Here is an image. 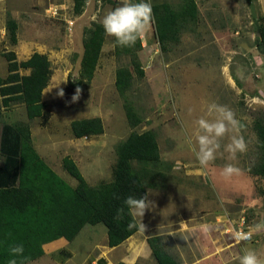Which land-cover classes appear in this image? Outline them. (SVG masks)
<instances>
[{
  "label": "rangeland",
  "instance_id": "374dc122",
  "mask_svg": "<svg viewBox=\"0 0 264 264\" xmlns=\"http://www.w3.org/2000/svg\"><path fill=\"white\" fill-rule=\"evenodd\" d=\"M154 1L173 8L180 3ZM73 2L0 0V78L8 75L3 56L7 52H14L18 62L35 52L44 54L52 69L49 85L42 93L51 113L48 123L42 126L39 118L28 122L24 105L17 103L3 110L0 125L27 123L34 148L58 176L70 186L76 185V180L61 168V159L69 154L85 180L95 185L111 180L116 146L132 132L114 87L115 71L127 66L128 59L114 56L112 37L106 35L93 80L82 84L77 81L86 31L94 22L100 23L108 10L120 6L122 0H87L80 15L74 12ZM195 3L199 11L197 22L187 27L176 45L166 51L160 48L153 21L140 38L139 59L145 76L134 79L129 99L142 120L136 130L155 134L164 162L159 173L165 179H144L155 207L143 217L146 231L137 234L136 249L131 254L124 245L110 249L106 229L98 224L85 226L73 241L63 240L62 247L48 250L44 257L28 264H156L150 248L144 245L145 237L162 235L166 250L175 258L176 246L186 237L213 233L211 225L216 217L242 218L247 230L264 220V178L250 172L260 156L252 125L257 118L264 122V55L256 48L253 26L259 17L256 0L250 4L246 0ZM8 18L18 24L16 45L7 36ZM76 88L81 89V94L73 103ZM61 89L63 98L57 95ZM213 102L235 112L247 151L230 159L223 148L229 142L225 137L216 159L201 171L188 139L195 120L204 116L207 105ZM93 117L101 118L104 133L76 141L70 122ZM229 163L239 167L241 174L223 177L221 170ZM141 219L136 217L138 224Z\"/></svg>",
  "mask_w": 264,
  "mask_h": 264
},
{
  "label": "trees",
  "instance_id": "16d2710c",
  "mask_svg": "<svg viewBox=\"0 0 264 264\" xmlns=\"http://www.w3.org/2000/svg\"><path fill=\"white\" fill-rule=\"evenodd\" d=\"M87 0H74V12H83ZM248 4L252 0H246ZM138 2V0H134ZM147 2V1H146ZM177 8L167 3H151L154 36L164 51L176 45L187 27L197 22L198 8L195 0H180ZM256 48L264 55V18L253 21ZM5 29L13 45L17 44L18 24L6 20ZM106 34L100 23L94 22L86 31L80 63L78 83H90L98 66ZM141 40L133 46H119L113 38V53L117 59H128L127 66L115 71L114 87L122 99L128 126V137L116 146L117 156L108 182L90 185L76 163L69 157L61 159V168L76 180L70 186L58 176L39 156L32 144L30 126L24 122L0 125V264L12 258L17 264H28L44 255L43 246L59 239L73 241L85 226L101 224L106 229L107 246L115 248L139 231L129 230L128 224H138L128 214L125 200L129 195L143 196L147 191L145 178L165 179L162 173L158 143L152 131L138 132L142 123L129 95L134 79L141 80L145 73L139 52ZM8 75L0 78V117L4 109L13 104L24 105L27 121L37 118L45 126L51 113L46 109L42 93L52 77L51 63L44 54L33 53L27 60L18 62L14 52L3 54ZM27 72L21 74L19 71ZM252 128L258 140L260 156L251 174L264 178V122L254 120ZM74 139H90L104 133L101 118L76 119L70 122ZM124 208L122 219H116L117 210ZM156 264H180L170 254L159 235L147 239ZM23 245L22 256L12 257L10 248Z\"/></svg>",
  "mask_w": 264,
  "mask_h": 264
},
{
  "label": "clouds",
  "instance_id": "9594fccd",
  "mask_svg": "<svg viewBox=\"0 0 264 264\" xmlns=\"http://www.w3.org/2000/svg\"><path fill=\"white\" fill-rule=\"evenodd\" d=\"M153 21L152 6L146 0H122L120 6L108 10L100 19V24L108 37H112L119 46H133L136 41L142 38ZM163 63V61H162ZM81 89L76 88L72 97L75 103L80 99ZM57 95L63 98L65 93L61 89ZM195 128L192 136L188 139V144L195 154L196 161L200 165V170L206 169L213 162L217 153L220 151L221 141L228 137L229 142L223 145L224 151L229 154V158L236 159L238 153L247 151V143L241 134V124L236 118L235 112L226 105L215 102L207 105L206 114L195 120ZM194 137V140H193ZM85 139V138H84ZM241 169L234 164H226L221 175L225 178H231L241 174ZM150 193L143 196L134 197L129 195L125 200V206L128 214L133 217L142 218L139 225L134 222L128 224L129 230L139 228L145 232L146 226L142 222L147 210L155 207V204L149 200ZM125 209L122 207L117 210L116 219H122ZM185 222L181 221V224ZM208 228L209 226L203 225ZM264 232V220L250 226L248 232H236L235 237L238 241H249L252 234ZM24 253L23 245H16L10 248L12 257L22 256ZM8 264H17V260L12 258ZM239 264H264L257 251L251 247H246L239 257Z\"/></svg>",
  "mask_w": 264,
  "mask_h": 264
},
{
  "label": "crops",
  "instance_id": "0c3cea01",
  "mask_svg": "<svg viewBox=\"0 0 264 264\" xmlns=\"http://www.w3.org/2000/svg\"><path fill=\"white\" fill-rule=\"evenodd\" d=\"M256 4H257L258 14L264 18V0H256ZM75 140L82 141L87 139H75ZM35 150L37 151L39 156L43 159L39 150L37 148ZM66 156H69L76 163L72 155L67 154ZM76 165L78 164L76 163ZM50 168L52 169V167ZM229 217L228 216L216 217L214 224L212 223L211 225V227L213 228L212 229L213 233L206 234L205 236L202 237H200L201 235L193 236L190 237L191 239H187L186 237L185 239H183L184 241H180L182 243L176 246V250H177L175 257L176 260L180 264H239V257L242 255L243 250L246 247H251L253 249L256 248V250H258V254L260 255L261 259H264V232L258 234H252L251 239L249 241H241L239 243H236L234 230L237 228L239 221L234 220L233 217L232 218ZM248 231L249 229L246 232ZM140 232L141 231L139 230L138 232L133 234L129 239H127L125 242H123L122 244H120L115 248H120L121 246L124 245L128 247V252L129 254H131L130 251L136 249V242L138 241L137 234ZM159 236L162 237V235ZM147 239L148 237H145L144 239V245L146 247L148 246ZM63 240L64 239H59L44 245L43 246L44 255L42 257L46 255V252L48 250H54L56 248L62 247L64 245ZM190 240L192 244L189 243ZM196 243H199V246H196ZM140 245L142 247V244ZM115 248H110V249H115ZM197 251L200 252L199 255H197Z\"/></svg>",
  "mask_w": 264,
  "mask_h": 264
},
{
  "label": "built area",
  "instance_id": "2783aa9c",
  "mask_svg": "<svg viewBox=\"0 0 264 264\" xmlns=\"http://www.w3.org/2000/svg\"><path fill=\"white\" fill-rule=\"evenodd\" d=\"M69 24V26H71V23H68ZM239 222H238V226H237V228L234 230V236H235V233L236 232H240V231H242V232H246L245 230H246V227L244 226V221H243V219L241 218L240 220H238ZM236 238V237H235ZM239 242H241V241H238L237 239H236V243H239Z\"/></svg>",
  "mask_w": 264,
  "mask_h": 264
}]
</instances>
